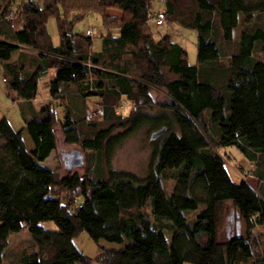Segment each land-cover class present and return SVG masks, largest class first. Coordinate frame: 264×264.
<instances>
[{
	"label": "trees",
	"instance_id": "1",
	"mask_svg": "<svg viewBox=\"0 0 264 264\" xmlns=\"http://www.w3.org/2000/svg\"><path fill=\"white\" fill-rule=\"evenodd\" d=\"M155 1L44 0L41 6L0 0V61L9 91L30 101L39 81L50 70L56 73L49 83L52 101L23 116L33 150L22 131L8 136L0 126V264L9 259L11 234L24 228L34 249L8 264H90L74 243L83 231L96 242L128 241L100 245L102 264H244L253 258V231L264 233V57L256 55L264 54V0H165L166 22L197 31L196 65L170 34L153 33ZM93 14L106 30L99 51L94 34L75 30ZM50 18L56 19L59 44L48 30ZM221 43L233 47L230 54ZM22 46L30 52L14 58ZM227 54L228 64L221 61ZM153 91L169 99L157 103ZM93 97L109 124L84 138L79 127L98 120L89 114ZM122 99L131 104L127 116L120 113ZM58 122L66 143L105 154V174L59 179L42 165L56 150ZM145 126L151 135L167 129L154 140L150 136L147 174L111 169L115 148ZM230 146L254 164L257 189L232 179L219 151ZM229 206L247 231L221 241ZM48 221L57 228L45 226Z\"/></svg>",
	"mask_w": 264,
	"mask_h": 264
},
{
	"label": "rangeland",
	"instance_id": "2",
	"mask_svg": "<svg viewBox=\"0 0 264 264\" xmlns=\"http://www.w3.org/2000/svg\"><path fill=\"white\" fill-rule=\"evenodd\" d=\"M22 0H16L17 5ZM39 5L43 6L44 0H33ZM159 2V3H158ZM159 4V5H158ZM165 8L164 0H156L153 4V11H157ZM159 9V10H158ZM113 14L120 15L117 11H112ZM240 17L242 14L239 15ZM150 26L153 33L159 37L161 34H170L174 41L180 43L188 52V61L192 65L197 64V53H198V34L195 30H190L183 28L177 23L165 22V24L158 26L155 23V16L150 21ZM244 25H239V29H243ZM88 29L92 30L94 33V48L100 43V37L105 34L106 30L103 27L102 19L100 15L93 14L91 17H87L83 21L79 22L75 26L77 32L84 33ZM48 30L52 36L53 41L56 44L60 42V36L57 28V22L55 18H50L48 21ZM115 33L116 30H113ZM234 39V36H233ZM223 49H225L228 54H230L233 47L229 44L221 43ZM225 55L221 59L223 63L228 64L229 56ZM257 57L263 58V52L257 53ZM16 54L15 57L16 58ZM7 80L4 75L3 64L0 61V126L1 129L8 135L11 136L19 131H22V136L26 144L28 151L34 149V144L24 122V114L30 116V107L42 108L44 102L42 99H38L37 102L31 104L29 102L21 101L16 96H8V85ZM43 90V81L40 82V92ZM152 95L155 101H167L169 98L163 91H153ZM99 99V98H97ZM91 98L89 105L90 110H96L100 106V101ZM120 113L127 116L131 111V104L126 99H122L120 104ZM96 108V109H95ZM57 117L62 119L64 117L63 110L58 108ZM98 119L92 122L83 123L79 127L82 137H92L101 128L107 127L108 122L100 118V115L92 116V119ZM100 118V119H99ZM212 129V127L210 128ZM57 136V147L56 150L42 163V165L49 167L55 171L58 178H62L67 174L78 173L81 176L91 177L93 179L99 178L105 174L107 170V158L105 154H99L97 152H92L90 150L84 149L80 144H68L65 142L62 126L58 122L55 127ZM212 133L214 130H211ZM151 131L148 126L143 127L130 137H128L121 145L117 146L113 152L110 167L111 169L128 171L135 173L139 176H145L148 172L149 163L151 160V154L153 152V141L150 139ZM72 150H79L83 154V164L79 166H74L72 169H67L65 164L64 153L71 152ZM220 153L224 156L226 161V166L232 179L235 182H240L242 180L247 181L254 188H258L260 185L259 178L254 174L255 166L252 164L242 153L235 147H225L219 149ZM263 167H260V169ZM262 175L264 171L261 170ZM166 187L171 190L172 182L170 180L166 181ZM68 198L63 197L62 201L67 203ZM80 203L83 202V197H78ZM78 204H76V207ZM74 210V208H71ZM223 218L221 220V226L219 229V239L221 241H226L231 236L240 232L241 235H246V224L243 219L237 223V215L229 206L223 213ZM45 226L56 229L57 226L53 221H48L44 223ZM240 227H239V226ZM168 240L171 238V234L165 231ZM252 244L254 245V256L248 262L244 264H264V233L261 231L260 227H257L253 231ZM34 240L27 228L22 229L20 232L12 233L9 238V244L6 249V263L11 259H17L22 252L34 249ZM75 245L79 250L84 252V254L91 257L90 264H102L98 258L99 246L106 245L108 247H120L124 246L125 243H111L104 239L99 242L94 241L87 232L83 231L74 239Z\"/></svg>",
	"mask_w": 264,
	"mask_h": 264
},
{
	"label": "crops",
	"instance_id": "3",
	"mask_svg": "<svg viewBox=\"0 0 264 264\" xmlns=\"http://www.w3.org/2000/svg\"><path fill=\"white\" fill-rule=\"evenodd\" d=\"M159 3V2H158ZM159 5V4H158ZM159 10V9H158ZM241 32H242V29H239V25L237 26V28L234 29L233 31V36H234V39L235 40H238L240 39V35H241ZM106 33V32H105ZM174 40V39H173ZM102 42L100 41V43H98L94 50L95 51H99L101 49V44ZM26 52H30L29 49H27L25 46H22L17 52L14 53V56L15 57V54L18 56L20 53H22V55H24V53ZM55 71L54 70H50L48 72V74L46 76H44L38 83V90H39V93L37 95V97L35 99H32L30 101H27V100H21V101H25V102H29L31 104H34L35 102H37L38 99H42V102H44V104L42 105L45 106L46 104L50 103L52 101V97L50 95V91H49V83L50 81L54 78L55 76ZM43 81V90L42 92H40V82ZM8 96H11V98H13V96H16V92H10L9 89H8ZM94 99H97L95 97H93ZM99 100V99H97ZM41 109V108H40ZM39 108H34V107H30V113L33 111L36 112V111H39L40 110Z\"/></svg>",
	"mask_w": 264,
	"mask_h": 264
},
{
	"label": "water",
	"instance_id": "4",
	"mask_svg": "<svg viewBox=\"0 0 264 264\" xmlns=\"http://www.w3.org/2000/svg\"><path fill=\"white\" fill-rule=\"evenodd\" d=\"M166 127L154 132L151 135V139L154 140L157 137L161 136L166 132ZM64 158H65V164L67 166V169H72L74 166H79L83 164V154L79 150H72L71 152L64 153Z\"/></svg>",
	"mask_w": 264,
	"mask_h": 264
},
{
	"label": "built area",
	"instance_id": "5",
	"mask_svg": "<svg viewBox=\"0 0 264 264\" xmlns=\"http://www.w3.org/2000/svg\"><path fill=\"white\" fill-rule=\"evenodd\" d=\"M164 2H165V0H164ZM14 17H15V15H14L13 11H10L8 13V16H7L8 20L12 21V20H14ZM165 22H166V12L164 9H161V10L157 11L155 14V23L158 26H161V25L165 24ZM86 34L91 36L94 33L92 32V30L88 29L86 31ZM89 114L91 117L97 116V115L101 116L103 114V110L100 107H98L96 110L89 111Z\"/></svg>",
	"mask_w": 264,
	"mask_h": 264
}]
</instances>
